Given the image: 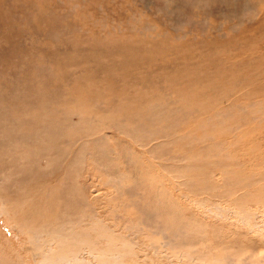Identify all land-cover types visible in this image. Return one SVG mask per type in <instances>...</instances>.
Returning a JSON list of instances; mask_svg holds the SVG:
<instances>
[{
    "label": "rangeland",
    "instance_id": "rangeland-1",
    "mask_svg": "<svg viewBox=\"0 0 264 264\" xmlns=\"http://www.w3.org/2000/svg\"><path fill=\"white\" fill-rule=\"evenodd\" d=\"M0 149V264H264V0H0Z\"/></svg>",
    "mask_w": 264,
    "mask_h": 264
},
{
    "label": "bare ground",
    "instance_id": "bare-ground-1",
    "mask_svg": "<svg viewBox=\"0 0 264 264\" xmlns=\"http://www.w3.org/2000/svg\"><path fill=\"white\" fill-rule=\"evenodd\" d=\"M153 119H154V115H153ZM10 134H11V129H6V131L4 132L3 135H10ZM0 150L3 151L4 149H0ZM0 159H1V156H0ZM1 161L4 162L3 159ZM19 176L20 177H18V178L20 180H25V181H27V179L30 177V175L25 174V172L21 173ZM240 209H243V208L240 207ZM228 210H230V209H228ZM233 210H235V209H233ZM0 211H1V209H0ZM2 212H3V210H2ZM238 212H240V211L238 210ZM252 212L253 211H251V213ZM243 213H245V212H243ZM240 216H241V214H240ZM249 216L250 215L248 213H245V215H243V219L246 220L249 218ZM28 231H30V228L28 229ZM41 231H43V229L35 231L33 236L28 239L30 242L31 248L33 247V248L38 249L42 245L41 241L38 240V238L40 237ZM57 237L58 238L55 240L54 236L52 235V237L49 241V245H48L49 250L46 254H41V258L38 261L39 264H52V263H54V264H89L88 261H86V259L84 257L80 256L79 251L76 249L77 245H81L80 240L77 239L76 237H72L69 234H65L64 233V226H62L60 228V231H57ZM55 241H58L61 245L60 249L56 250V251L51 249V245H53V243L56 246ZM89 255L92 256L93 254L89 253ZM99 264H109V263L103 262V263H99Z\"/></svg>",
    "mask_w": 264,
    "mask_h": 264
}]
</instances>
